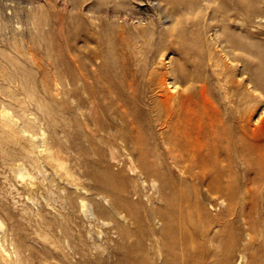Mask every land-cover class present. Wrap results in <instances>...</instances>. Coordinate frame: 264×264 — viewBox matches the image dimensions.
Instances as JSON below:
<instances>
[{
  "label": "bare ground",
  "instance_id": "1",
  "mask_svg": "<svg viewBox=\"0 0 264 264\" xmlns=\"http://www.w3.org/2000/svg\"><path fill=\"white\" fill-rule=\"evenodd\" d=\"M54 6L53 32L68 40L55 55L62 70L56 76L70 86L75 128L90 133L102 166L90 174L96 195L120 200L106 206L111 197H98L86 215L110 218L121 234L124 211L176 232L179 242H155L152 231L150 242L140 238L136 264H264V136L253 123L256 109L245 96L234 97L238 80L223 64L238 58L235 51L252 55L249 82L264 94V0H54ZM29 13L30 20H49L43 10ZM7 59L16 76H1L0 84L18 81L28 93L34 69ZM2 95L0 106L11 108ZM258 120L264 123V111ZM133 163L143 185L159 181L154 193L142 184L114 188L122 174L112 167L134 172ZM237 223L241 232L232 230Z\"/></svg>",
  "mask_w": 264,
  "mask_h": 264
},
{
  "label": "rangeland",
  "instance_id": "2",
  "mask_svg": "<svg viewBox=\"0 0 264 264\" xmlns=\"http://www.w3.org/2000/svg\"><path fill=\"white\" fill-rule=\"evenodd\" d=\"M30 1H34L33 8H29ZM54 9V0H0V77L16 76V66L7 58H21L35 71V79L28 82V93L21 92L18 81L4 80L0 84V96L4 87L14 97L2 95L12 100L13 105L0 106V264H136L133 261L136 242L140 238L150 242L147 239L150 231L155 242L180 240L172 239L175 231L159 223L149 227L126 211L123 212L127 219L125 234L113 228L110 218L103 222L86 215L88 203L98 197L99 200L102 196L111 197L104 201L106 206L120 200L117 194L108 192L96 195L97 180L90 174L102 166L90 148V133L83 127L75 128L72 109L76 101L70 95V86L56 76L58 69L62 70L55 64V55L60 43L65 46L68 40L53 32ZM41 10L48 16L47 22L40 17L30 20L27 16L30 11ZM236 26H241L239 18ZM41 30L45 35H40ZM260 38L264 43V34ZM235 53L238 58L223 61L224 66L226 62L230 66L228 74L238 80L234 97L245 96L250 109H256L253 123L264 136V123L257 121L264 111V94L249 82L256 71L255 58L239 51ZM241 55L249 60L248 67L240 60ZM211 95L215 98L214 91ZM79 118L83 120L82 115ZM118 148L128 152L121 141ZM132 166L134 172L124 166L112 167L122 174L114 183L117 192L125 186L143 183L137 176L138 167L135 163ZM178 175L177 168L173 178ZM158 184L159 181L149 179L142 185L154 193ZM178 192L171 193V200L179 196ZM237 224L232 230L241 232V224Z\"/></svg>",
  "mask_w": 264,
  "mask_h": 264
}]
</instances>
